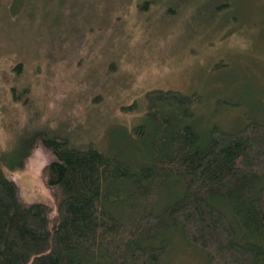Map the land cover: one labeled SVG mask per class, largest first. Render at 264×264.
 I'll return each mask as SVG.
<instances>
[{
	"label": "rangeland",
	"instance_id": "rangeland-1",
	"mask_svg": "<svg viewBox=\"0 0 264 264\" xmlns=\"http://www.w3.org/2000/svg\"><path fill=\"white\" fill-rule=\"evenodd\" d=\"M88 2L0 0V154L16 152L17 163L31 135L45 131L135 169L153 156L147 93L155 90L199 95L191 123L204 134L264 124V0H232L219 13L215 0ZM142 124L145 140L135 133ZM49 159L38 143L24 168H5L23 203L55 206L42 177ZM179 238L169 264H208Z\"/></svg>",
	"mask_w": 264,
	"mask_h": 264
},
{
	"label": "trees",
	"instance_id": "trees-1",
	"mask_svg": "<svg viewBox=\"0 0 264 264\" xmlns=\"http://www.w3.org/2000/svg\"><path fill=\"white\" fill-rule=\"evenodd\" d=\"M215 1L219 13L232 0ZM147 98L153 156L135 169L93 144L72 146L45 131L31 135L17 163L16 152L0 154V264H169L175 236L208 264H264V124L204 134L191 123L199 95L155 90ZM135 133L150 137L148 125ZM38 143L50 155L42 177L53 207L23 203L5 170L24 168Z\"/></svg>",
	"mask_w": 264,
	"mask_h": 264
}]
</instances>
